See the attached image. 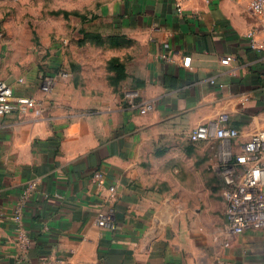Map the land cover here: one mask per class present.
Returning <instances> with one entry per match:
<instances>
[{"label": "crops", "instance_id": "0c3cea01", "mask_svg": "<svg viewBox=\"0 0 264 264\" xmlns=\"http://www.w3.org/2000/svg\"><path fill=\"white\" fill-rule=\"evenodd\" d=\"M250 1L106 2L98 19L112 22L107 35L126 42L119 51L128 70L116 89L100 82L91 93L59 75L50 92L35 95L4 78L37 99V112L0 120V264L48 257L54 264H264V231L231 234L223 224L211 235L199 223L179 222L159 183L161 154L182 150L196 125L226 113L237 146L264 128V19ZM254 30L261 48L250 46ZM225 56L231 59L222 64ZM130 89L153 110L129 109L123 92ZM95 171L102 185L92 181ZM109 186L113 231L95 222ZM17 211L30 239L20 262L11 221Z\"/></svg>", "mask_w": 264, "mask_h": 264}, {"label": "rangeland", "instance_id": "374dc122", "mask_svg": "<svg viewBox=\"0 0 264 264\" xmlns=\"http://www.w3.org/2000/svg\"><path fill=\"white\" fill-rule=\"evenodd\" d=\"M109 1L0 0V78L14 86L33 87L35 95L50 92L58 81L50 86L41 81L60 74L82 90L87 84L91 93H96L100 82L116 89L128 70L126 53L119 51L126 42L107 35L112 22L98 19ZM103 44L111 48L102 49ZM81 47L80 52L75 49ZM217 144L214 139H186L182 150L162 153L159 181L173 217L199 223L200 230L211 235L225 222L213 167ZM262 231L258 230L261 237Z\"/></svg>", "mask_w": 264, "mask_h": 264}, {"label": "built area", "instance_id": "2783aa9c", "mask_svg": "<svg viewBox=\"0 0 264 264\" xmlns=\"http://www.w3.org/2000/svg\"><path fill=\"white\" fill-rule=\"evenodd\" d=\"M249 7L253 14L264 19V0H251ZM254 35L255 30L248 33L250 46L261 48V45L256 44ZM162 58L168 59V55L164 53ZM230 59V56H225L221 63L227 64ZM189 62V56L182 57L183 65H188ZM63 75L66 76L65 72ZM54 80L55 78H45L41 84L50 86ZM123 99L129 109L139 114H146L154 108L152 102H141L138 91L133 89L125 90ZM36 106L37 99L34 96L17 94L11 82L0 78V120L11 114L37 112ZM237 135L238 132L230 124L228 115L221 113L215 119L193 127L188 139L191 142L217 140V156L213 167L219 179L220 195L224 203V231L245 234L264 229V128L238 146L234 142ZM236 147L238 149H235ZM92 181L102 185V172L95 171ZM106 190L108 194L96 207L95 222L99 228L113 231L116 227V212L113 206L115 187L109 186ZM11 221L14 222L15 242L19 250L17 262H20L28 257L30 239L23 230L18 211ZM59 263L67 264V259H61ZM38 264L54 262L48 257L41 259Z\"/></svg>", "mask_w": 264, "mask_h": 264}]
</instances>
